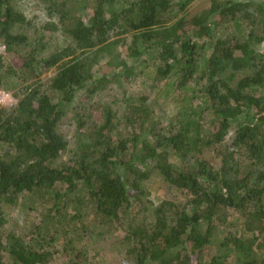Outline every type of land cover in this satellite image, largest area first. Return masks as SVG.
<instances>
[{
	"label": "trees",
	"instance_id": "obj_1",
	"mask_svg": "<svg viewBox=\"0 0 264 264\" xmlns=\"http://www.w3.org/2000/svg\"><path fill=\"white\" fill-rule=\"evenodd\" d=\"M16 1L0 0V91L16 98L0 106V264H49L60 239L67 264H103L116 242L124 264H264V4L209 0L191 14L195 0H77L90 3L84 18L43 0L57 22L38 30ZM58 29L74 45L40 59ZM147 68L177 87L166 122L127 94ZM154 172L187 199L152 197ZM17 206L40 212L25 235L7 224Z\"/></svg>",
	"mask_w": 264,
	"mask_h": 264
},
{
	"label": "rangeland",
	"instance_id": "obj_2",
	"mask_svg": "<svg viewBox=\"0 0 264 264\" xmlns=\"http://www.w3.org/2000/svg\"><path fill=\"white\" fill-rule=\"evenodd\" d=\"M62 2L63 0H57ZM255 4L262 3L264 4V0H250ZM46 3L43 0H17L16 1V8L22 11L27 19L32 22L34 28L38 30L41 25L46 23L47 21H53L54 23L57 22V18L53 17L50 18L46 14V10L44 9ZM209 5V0H195L190 8L189 12L194 14L200 10L207 8ZM68 10L71 13L73 12H81L83 17L86 18L90 12V3L85 1H77V0H68L67 2ZM30 36L33 38L35 34L33 33V28L31 29H24ZM74 42L71 38L64 34L62 30L56 31H44V42L43 48L40 50L39 58L43 59L50 54H52L56 49L69 45ZM122 48H124L122 46ZM117 51H121L119 48ZM4 46L0 42V54H4ZM119 57L124 58L128 64H131L133 59L129 58L122 54V52H118ZM117 54V55H118ZM8 60L12 62L13 65L18 66L21 63V60L18 58L16 54L7 55ZM55 72L54 69H50L46 71L41 77L44 82H48L49 78ZM137 73V71L135 72ZM137 75V74H136ZM130 82L125 84V88L127 94H133L136 98L141 96H145L148 98V103H150L154 109L156 116L162 120L163 122L168 121L170 116L174 114L177 110V106L179 104L176 102L175 97L178 93L176 86H165L164 80L160 79L152 70V68H147L142 70V73L135 77H130ZM105 97L112 100L114 98L118 99V102L124 104L123 94L119 92L115 95V92L108 91L105 92ZM16 103V98L13 96V93L10 89H2L0 91V106H12ZM75 130V116L68 115L64 117L59 124V131L62 132L65 138L68 140L67 150L65 152L64 158L67 159L70 155V151L73 149L75 143L73 139V134ZM233 138V130L231 129L222 145L218 147V149H224L226 145H228ZM144 188L148 190L150 195L154 198H161L166 200H172L175 203H183L187 198L186 195L175 188H171L168 184L163 180L162 176L158 173L154 172L151 177L144 182ZM40 212L38 214L34 213L33 211H27L22 206H17L13 208L5 207V215L8 220V227L15 231L19 235H25L28 233L29 229L32 227L33 223H37L39 221ZM39 217V218H38ZM113 230V229H111ZM106 233L107 240L111 241L112 237L111 234L115 231H111ZM112 232V233H111ZM114 240V239H113ZM63 240L60 239L59 242L53 241V245L57 250L56 255L53 257V260L49 264H67V258L69 256L65 255L63 252ZM113 243L105 249H103V264H124L122 260L123 257L117 253V248H114ZM89 254V253H88ZM90 256V254H89ZM121 256V257H120ZM92 257V256H91ZM99 258L91 259L90 262L92 264H97L96 260Z\"/></svg>",
	"mask_w": 264,
	"mask_h": 264
}]
</instances>
